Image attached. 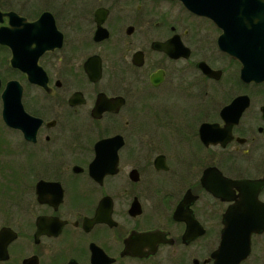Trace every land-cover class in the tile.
I'll return each mask as SVG.
<instances>
[{
  "label": "flooded vegetation",
  "instance_id": "obj_1",
  "mask_svg": "<svg viewBox=\"0 0 264 264\" xmlns=\"http://www.w3.org/2000/svg\"><path fill=\"white\" fill-rule=\"evenodd\" d=\"M223 33L180 0H0V264H264V55L248 81Z\"/></svg>",
  "mask_w": 264,
  "mask_h": 264
},
{
  "label": "water",
  "instance_id": "obj_2",
  "mask_svg": "<svg viewBox=\"0 0 264 264\" xmlns=\"http://www.w3.org/2000/svg\"><path fill=\"white\" fill-rule=\"evenodd\" d=\"M180 1L188 10L212 18L224 30L220 37L221 45L234 57L243 61L242 76L248 81L251 80L253 78L252 70L260 66L254 64L264 55V0ZM259 51H263L262 54ZM263 68L264 65L259 68L256 77L260 80L264 79V71L261 72ZM21 96L22 86L17 81L10 82L4 95V116L7 122L13 126H22L20 123L22 120L20 116L18 117L20 113L24 114L23 106L20 103ZM260 229L257 227L255 230L259 231Z\"/></svg>",
  "mask_w": 264,
  "mask_h": 264
},
{
  "label": "rangeland",
  "instance_id": "obj_3",
  "mask_svg": "<svg viewBox=\"0 0 264 264\" xmlns=\"http://www.w3.org/2000/svg\"><path fill=\"white\" fill-rule=\"evenodd\" d=\"M166 6H167V8L172 7L173 9H175V10H180V11H181V9H182L181 6L174 5V4H168V5H166ZM0 109H1V101H0Z\"/></svg>",
  "mask_w": 264,
  "mask_h": 264
}]
</instances>
